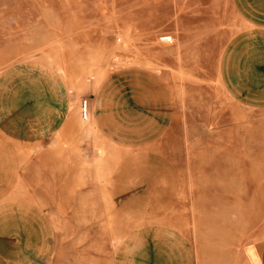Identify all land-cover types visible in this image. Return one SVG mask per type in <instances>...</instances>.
<instances>
[{
  "label": "rangeland",
  "instance_id": "obj_1",
  "mask_svg": "<svg viewBox=\"0 0 264 264\" xmlns=\"http://www.w3.org/2000/svg\"><path fill=\"white\" fill-rule=\"evenodd\" d=\"M122 3L0 59V264H170V228L233 264L263 227L264 19L125 27Z\"/></svg>",
  "mask_w": 264,
  "mask_h": 264
},
{
  "label": "crops",
  "instance_id": "obj_2",
  "mask_svg": "<svg viewBox=\"0 0 264 264\" xmlns=\"http://www.w3.org/2000/svg\"><path fill=\"white\" fill-rule=\"evenodd\" d=\"M122 1L125 6L122 11L126 12L124 17L120 15L119 26L125 27L163 25L157 22L160 19L159 5L163 3L167 4L166 25L169 27L189 25L183 22L185 18L180 12L197 11L200 27L242 28L258 23L255 19H264V0ZM112 7L111 0H0V59L15 58L19 48L28 53L22 57H30L32 28L61 26L64 20L77 17L82 12L94 11L93 14L106 16L104 20H109ZM16 36L23 37L18 39ZM183 239L176 229L170 228V264H193L187 252L181 255L175 253L176 245L185 246ZM233 264H264V223L258 236L254 231L247 232L242 244L236 247Z\"/></svg>",
  "mask_w": 264,
  "mask_h": 264
},
{
  "label": "built area",
  "instance_id": "obj_3",
  "mask_svg": "<svg viewBox=\"0 0 264 264\" xmlns=\"http://www.w3.org/2000/svg\"><path fill=\"white\" fill-rule=\"evenodd\" d=\"M83 117L84 119H88L89 116H90V109H89V101L88 100H85L84 103H83Z\"/></svg>",
  "mask_w": 264,
  "mask_h": 264
}]
</instances>
